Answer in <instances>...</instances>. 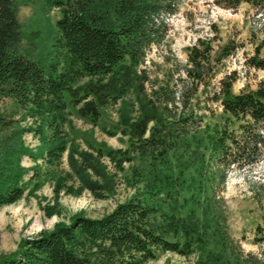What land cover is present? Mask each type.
Here are the masks:
<instances>
[{"label": "trees", "instance_id": "trees-1", "mask_svg": "<svg viewBox=\"0 0 264 264\" xmlns=\"http://www.w3.org/2000/svg\"><path fill=\"white\" fill-rule=\"evenodd\" d=\"M43 2L59 11L53 61L47 66L19 49L18 0H0V104L7 99L33 120L35 127L27 130L46 144L44 164L57 168L66 151L63 127L68 106L77 108L80 118L96 123L101 108L115 105L130 91L143 96L138 68L146 51L165 40L168 29L161 18L173 15L175 6L169 0ZM213 2L232 11L245 5L255 16L264 15V0ZM259 25L262 39L244 64L264 72V21ZM217 40L197 39L187 49L177 91L153 88L148 99L139 100L142 113L137 119L124 116L129 151H72L68 172L57 176L53 188L56 198L61 192L77 195L84 190L102 198L114 182L105 161L123 171L124 164H132L133 154L139 163L129 178L133 195L98 218L77 214L67 223L22 239L17 251L0 257V264H144L161 253L187 258L195 252L196 264H263L233 252L221 217L217 222L212 212L216 202L203 186L204 176L209 175L205 182L223 183L232 170H249L264 157L262 82L254 91L234 94L236 72L223 75L204 97L217 104L222 122L208 128L197 115L199 93L242 47L230 39L215 47ZM21 132L12 116L0 111V206L23 195L21 178L26 170L18 160L27 151ZM56 209L47 208L46 215L51 217Z\"/></svg>", "mask_w": 264, "mask_h": 264}, {"label": "rangeland", "instance_id": "rangeland-1", "mask_svg": "<svg viewBox=\"0 0 264 264\" xmlns=\"http://www.w3.org/2000/svg\"><path fill=\"white\" fill-rule=\"evenodd\" d=\"M169 1L175 6V11L173 15L161 18L167 25V36L161 45L146 51V59L138 68L144 79L143 96L138 97L135 90L130 91L115 105L101 108L96 123L80 118L77 108L69 105L68 123L63 127L66 151L57 168L44 164L46 144L27 130L35 127L33 120L26 118L9 100L1 102L0 111L12 116L15 128L22 130L20 140L27 152L20 155L18 160L19 166L26 170L21 178L23 195L13 204L0 206V257L17 251L22 239L49 231L57 223H67L77 214L98 218L133 195L134 188L129 178L132 167L139 165L133 154L132 164H124L123 171L115 170L105 161L114 182L112 190L102 198H96L85 190L77 195L61 192L56 198L53 188L57 176L68 172L67 159L72 151L96 148L130 150L131 137L128 128L123 125L124 116L137 119L142 113L139 100L143 103L148 99L153 88L168 87V91H177L179 79L183 77L182 67L186 62L187 49L197 39L218 37L219 40L213 44L215 47L228 39L242 45L233 57L218 68L211 86L199 93L201 103L197 115L203 117V126L211 128L222 122L217 104L204 100V97L210 95L223 75L236 72L237 81L232 87L234 94L242 89L254 91L259 82L264 84V72L250 69L244 64L262 39L259 24L264 21V15L255 16L245 5L236 11L222 9L213 0ZM16 18L22 35L20 51L25 57L47 66L53 61L51 47L56 36L55 21L59 18V11L47 6L43 0H18ZM208 177L203 178L204 190L216 202L212 212L217 215V222L221 217L220 222L226 238L231 241V249L243 259L251 258L264 264V157L249 170H232L223 183H218L216 179L214 183L205 182ZM56 206L55 214L48 217L46 209ZM198 257V252L187 258L161 253L144 264H196Z\"/></svg>", "mask_w": 264, "mask_h": 264}]
</instances>
